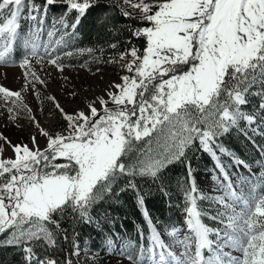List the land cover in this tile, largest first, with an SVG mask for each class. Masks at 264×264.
Instances as JSON below:
<instances>
[{
	"label": "snow or ice",
	"instance_id": "1",
	"mask_svg": "<svg viewBox=\"0 0 264 264\" xmlns=\"http://www.w3.org/2000/svg\"><path fill=\"white\" fill-rule=\"evenodd\" d=\"M123 2L137 9L140 19L148 25L133 31V36L144 38L143 51L133 46L120 54V59L131 57L123 65L130 75L109 86L107 99L97 98L99 108L93 102L69 114L56 102L55 107L68 121L65 132L50 134L29 116L47 138L43 150L35 146V137L29 148L13 145L0 134V140L14 152V158H4L0 146V234L11 229L2 244L24 245L28 264H59L47 255L49 248L57 246L56 233L49 228H59L56 215L70 210L89 219L91 204L102 192L111 191L119 176L156 177L167 164L183 157L197 139L215 157L211 144L217 135L241 120L254 122L255 113L242 109L249 102L247 95H259L264 101V90L250 93L253 85L264 89V0ZM54 3L55 0H44L41 8L35 0H0V65L10 62L19 41L24 50L19 66L28 69L26 77L44 83L31 71L29 57L39 61L47 55L52 65L63 70L58 63L60 56H52L55 48L49 47L53 43L60 45L63 37L53 42L56 30L48 31V43L43 48L39 39L43 16ZM64 3L78 17L92 7L91 0ZM123 14L130 15L127 11ZM21 18L34 22L23 35L18 32ZM59 23L67 27L63 18ZM83 51L91 49L78 50L80 54ZM0 99L11 119L20 108L31 111L23 104L21 91L0 86ZM109 103L114 107H108ZM259 109L264 110V102ZM153 138L159 151L151 148ZM135 142L142 143L137 147ZM134 151V158L126 163ZM216 159L226 181H218L222 195L205 197L192 181L184 192L188 233L180 238L174 226L168 232L183 251L179 255L173 252L148 219L151 244L147 249L141 245L139 256L128 253L132 264H143L146 254L148 264H264V171L259 176L253 174L255 182L249 177H237L234 187ZM240 185H246L247 191ZM203 199L221 206L210 219L223 224V229L203 222L202 216L207 213L197 204ZM222 231L223 243L213 247L210 235L215 234L220 241ZM111 243L107 241L109 246ZM33 244L44 250L43 258L30 246ZM225 244L239 255L223 252ZM126 247H131V241ZM204 250L210 255L205 257ZM79 251L74 245L72 255H79ZM63 264H72L71 257L66 256Z\"/></svg>",
	"mask_w": 264,
	"mask_h": 264
},
{
	"label": "trees",
	"instance_id": "2",
	"mask_svg": "<svg viewBox=\"0 0 264 264\" xmlns=\"http://www.w3.org/2000/svg\"><path fill=\"white\" fill-rule=\"evenodd\" d=\"M91 3L92 7L82 16L78 17L76 13L77 17L73 22L78 32L75 41L81 49H91L90 53L109 59L110 62L133 46L143 51L144 38L133 36L135 29L148 26L147 22L140 19L141 13L127 11L130 15L125 16L123 13L126 10L115 0H91ZM61 4L62 1L55 0L47 9L66 7H61ZM262 90L264 89L260 85H253L250 93ZM246 98L248 103H253V108H258L256 113L258 121H261L259 131L247 127L244 120H241L227 132L217 135L211 147L215 154L229 159L234 170L244 167L238 161L259 162L264 169V110L259 109L264 101L259 95L249 94ZM135 143L139 147L142 142ZM147 148L146 144L145 149ZM151 148L160 150L155 138L151 141ZM134 154L135 151L125 162H130ZM214 158L211 152L201 147L197 139L185 150L183 157L167 164L156 177L139 174L119 176L112 184L111 191L102 192L91 204L88 209L89 219H82L78 213L70 210L55 216L59 221V228L53 225H49V228L56 233L57 246L49 248L47 255L54 257L59 264H63L66 256L71 257L72 264H95L98 253L104 249L120 251L122 254L136 250L139 254L140 246L145 248L150 240L151 227L148 219H151L152 226L161 237L166 236L167 230L173 224L184 225L185 189L190 188L192 181L196 186L199 184L201 174L214 166ZM197 204L206 212L204 199L198 200ZM207 216H202L204 222ZM9 232L0 234V264H28L24 245L2 244L8 238ZM108 240L112 242L110 246L107 244ZM129 241L131 247H126ZM74 245L79 247V255H72ZM30 246L37 255L44 257L43 249L34 244ZM85 248L96 252L95 255L91 257L84 253Z\"/></svg>",
	"mask_w": 264,
	"mask_h": 264
},
{
	"label": "rangeland",
	"instance_id": "3",
	"mask_svg": "<svg viewBox=\"0 0 264 264\" xmlns=\"http://www.w3.org/2000/svg\"><path fill=\"white\" fill-rule=\"evenodd\" d=\"M43 1L44 0H35V3L43 8ZM56 1H62L61 7H66L47 9L46 15L43 16V23L41 26L42 31L39 33V39L41 48H43V45L48 43V31H52L53 29L56 30L55 35L52 38L53 42L63 37V41L60 45H55L54 43L49 44L50 48H55V51L52 52V56H60L58 63L63 65V70L60 71L55 65H52L49 62V57L47 55H45L43 60L39 61L37 57H29L31 71H34L44 83L41 84L35 81L31 76L26 77L25 73L28 69L19 66L24 56V50L20 46L19 41L14 45V51L10 62L6 65H0V86L12 91H21L23 104L27 105L31 110L29 113L20 108L15 118L11 119L9 118L7 108L4 106V101L0 99V134H2V136L13 145H27L29 148H32V137H35V146L41 150L45 149L47 147V138L41 134L40 129H43L50 134H56L65 132L68 128V121L55 107L56 102H58L64 111L69 114L84 109L89 103L94 102L97 106V98H99V96H104V98L107 99L104 93L109 89L108 83L112 84L113 81L120 83V77L130 75V73L123 67V65L131 59L130 56H125L124 59H120V55H118L113 62H110L109 59L98 57L89 51H83V53L80 54L78 50H87L88 48L81 49L75 41L78 33L73 27V22L77 17L76 12L74 10L69 12L64 0ZM115 1L128 12L140 13L137 9L124 4L123 0ZM146 2H149V0H146ZM26 11L27 10H25V14ZM62 18L67 24V27H64L59 23ZM19 23L20 27L18 32L23 35L28 32L34 22L21 18ZM65 52H72L73 55L66 56L64 55ZM29 81H31V83H29ZM26 84L28 86L26 90H24ZM50 98H54V100ZM246 105L247 106H242V109L249 113H255L256 118L251 124L246 121L244 122L247 127L253 128L258 132L261 124V121H258V115L256 113L258 108H253V103H247ZM8 106H11V101L8 102ZM108 107L111 108L114 107V105L109 103ZM251 108H253L254 111L251 110ZM29 116L35 117V120L39 122L40 129L36 127ZM0 146L3 147L4 158H14V152L6 141L0 140ZM217 157L219 158V164L222 165L224 170L229 174V178L232 180L234 187L237 186V177H249L254 181L253 174L259 176L260 172L264 171L259 162H244L243 164L247 165V168L244 166L243 168L234 170L229 159L219 156V154L216 153L214 166L201 174L200 182L196 186L198 192L205 197L222 195V192L219 190L218 181L220 183H226L223 179V174L221 173L220 168L217 166ZM56 163H64V161L57 160ZM240 187H244L245 191H247L246 185H240ZM204 206L206 207L208 216L206 222H203L209 227L223 229V224L210 219L211 216L216 214L217 208H220L221 206L214 204L207 199H204ZM173 226L179 230L178 235L180 238H183V236L188 233L185 223L184 225L175 223L167 230L166 236L161 238L165 243L171 246L173 252L179 255L183 249L178 244L174 243L173 237L168 235V232L171 231ZM209 238L214 241L213 247H215L216 243H223V240L225 239L223 231L221 232L220 241L216 240L215 234H211ZM150 244L151 241L149 240L145 245V249H147ZM222 251L231 252L232 255H239L238 252L231 249L226 244L223 246ZM85 252L91 257L96 253L87 248L84 249V253ZM128 253H133L135 256H139L136 250H131L126 254H122L120 251L109 252V250L104 249L98 253L99 255L95 258L94 263L132 264V261L127 258ZM204 255L207 257L210 253L207 250H204ZM143 264H148L147 254Z\"/></svg>",
	"mask_w": 264,
	"mask_h": 264
},
{
	"label": "bare ground",
	"instance_id": "4",
	"mask_svg": "<svg viewBox=\"0 0 264 264\" xmlns=\"http://www.w3.org/2000/svg\"><path fill=\"white\" fill-rule=\"evenodd\" d=\"M74 70V69H73ZM105 72V71H104ZM106 74V73H105ZM111 82V81H110ZM116 81H113L112 82V84L113 83H115ZM117 83V82H116ZM112 84H110V83H108V85L110 86V85H112ZM108 87V86H107ZM105 94V93H104ZM100 97V96H99ZM101 97H104V96H101ZM97 107L99 108L100 107V105H99V102L97 101Z\"/></svg>",
	"mask_w": 264,
	"mask_h": 264
},
{
	"label": "water",
	"instance_id": "5",
	"mask_svg": "<svg viewBox=\"0 0 264 264\" xmlns=\"http://www.w3.org/2000/svg\"><path fill=\"white\" fill-rule=\"evenodd\" d=\"M106 71V70H105ZM121 78V77H120Z\"/></svg>",
	"mask_w": 264,
	"mask_h": 264
}]
</instances>
